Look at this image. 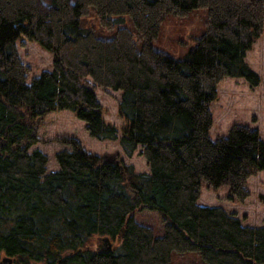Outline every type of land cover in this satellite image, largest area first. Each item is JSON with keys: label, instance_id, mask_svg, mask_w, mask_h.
I'll list each match as a JSON object with an SVG mask.
<instances>
[{"label": "trees", "instance_id": "16d2710c", "mask_svg": "<svg viewBox=\"0 0 264 264\" xmlns=\"http://www.w3.org/2000/svg\"><path fill=\"white\" fill-rule=\"evenodd\" d=\"M200 7L206 28L185 57L155 46L166 16ZM124 15L135 29L118 25ZM94 22L117 29L106 37ZM263 34L264 0H0V260L171 264L174 253L198 252V264H264V225L199 202L205 185L244 202L264 170L257 129L235 124L211 136L222 80L260 82L246 55ZM23 38L53 56L31 81ZM98 89L122 91L121 145L130 156L141 146L149 171L106 160L74 136L59 139L52 170L45 151L31 150L42 120L66 110L90 137L117 139ZM144 207L161 214L160 235L136 218Z\"/></svg>", "mask_w": 264, "mask_h": 264}, {"label": "rangeland", "instance_id": "374dc122", "mask_svg": "<svg viewBox=\"0 0 264 264\" xmlns=\"http://www.w3.org/2000/svg\"><path fill=\"white\" fill-rule=\"evenodd\" d=\"M117 17L121 20L119 26L135 29L128 15ZM206 19L207 9L204 7L196 8L185 14L166 16L161 24L160 33L154 40L155 46L175 58L185 57L195 45L196 39L205 31ZM94 23L96 32L106 37L113 36L117 29V27L101 29L97 22ZM17 46L22 60L31 68L29 81L43 71L53 68L52 54L38 43L23 38L18 41ZM246 61L257 72L260 82L253 85L243 77H226L222 80L218 86L219 96L211 106L213 115L211 136L213 139L227 135L235 124H247L257 129L264 140V34L247 52ZM98 97L106 107V119L119 128L117 139L100 140L90 137L86 131V123L77 119L72 111L66 110L50 113L42 120V123L36 127L39 141L31 150L41 148L45 151L50 157L49 169L52 170L58 168L55 153L63 147L59 139L74 136L79 139L84 148L101 155L106 160H119L131 165L136 172L149 171L141 146L130 156L121 145V129L124 126V120L118 113V105L122 99V91L98 89ZM248 189L249 197L244 202H240L228 199L229 188L227 186L216 190L205 185L200 203L223 206L229 212H234L242 218L245 225H264V170L249 179ZM135 216L140 222L153 226L157 235L163 232V219L159 212L144 207L136 211ZM103 243L105 244L104 241ZM199 258L198 252H188L183 255L174 253L171 264H198Z\"/></svg>", "mask_w": 264, "mask_h": 264}, {"label": "water", "instance_id": "95a60500", "mask_svg": "<svg viewBox=\"0 0 264 264\" xmlns=\"http://www.w3.org/2000/svg\"><path fill=\"white\" fill-rule=\"evenodd\" d=\"M102 240L106 244L105 250L111 251L113 249V243H112L110 237L105 236L102 238ZM12 262H13V259L11 257H4L2 260H0V264H10Z\"/></svg>", "mask_w": 264, "mask_h": 264}, {"label": "crops", "instance_id": "0c3cea01", "mask_svg": "<svg viewBox=\"0 0 264 264\" xmlns=\"http://www.w3.org/2000/svg\"><path fill=\"white\" fill-rule=\"evenodd\" d=\"M201 200H199V202H200Z\"/></svg>", "mask_w": 264, "mask_h": 264}]
</instances>
